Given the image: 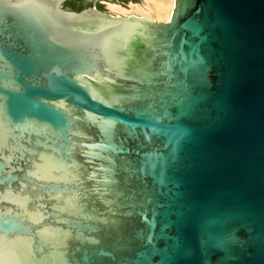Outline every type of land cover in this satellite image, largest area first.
<instances>
[{"label": "water", "instance_id": "95a60500", "mask_svg": "<svg viewBox=\"0 0 264 264\" xmlns=\"http://www.w3.org/2000/svg\"><path fill=\"white\" fill-rule=\"evenodd\" d=\"M67 1L0 0V264H264V0Z\"/></svg>", "mask_w": 264, "mask_h": 264}, {"label": "bare ground", "instance_id": "6f19581e", "mask_svg": "<svg viewBox=\"0 0 264 264\" xmlns=\"http://www.w3.org/2000/svg\"><path fill=\"white\" fill-rule=\"evenodd\" d=\"M112 12L128 16L146 17L154 21H170L173 13L174 0H144L143 3H132L125 8L116 2H106Z\"/></svg>", "mask_w": 264, "mask_h": 264}, {"label": "rangeland", "instance_id": "374dc122", "mask_svg": "<svg viewBox=\"0 0 264 264\" xmlns=\"http://www.w3.org/2000/svg\"><path fill=\"white\" fill-rule=\"evenodd\" d=\"M83 2L85 4V7H89L91 5V3H92V0H83ZM106 2H108V1H106ZM106 2H104V3H106ZM143 2H144V0H120L117 4H119V5H121V6L125 7V8H129L132 3H143ZM103 6H104V8H101V9L99 8V9L102 10V11L110 12V13H112L114 15L115 14H119V13L112 12L109 9V6H108L107 3L104 4ZM65 7L69 8V6L67 7L66 3H65ZM120 16H126V15L120 14Z\"/></svg>", "mask_w": 264, "mask_h": 264}, {"label": "trees", "instance_id": "16d2710c", "mask_svg": "<svg viewBox=\"0 0 264 264\" xmlns=\"http://www.w3.org/2000/svg\"><path fill=\"white\" fill-rule=\"evenodd\" d=\"M67 7L74 10H81L85 8L83 0H69L66 2Z\"/></svg>", "mask_w": 264, "mask_h": 264}, {"label": "flooded vegetation", "instance_id": "af4514ba", "mask_svg": "<svg viewBox=\"0 0 264 264\" xmlns=\"http://www.w3.org/2000/svg\"><path fill=\"white\" fill-rule=\"evenodd\" d=\"M119 1H120V0H119ZM119 1H114V2L117 3V2H119ZM92 2H93V0H92ZM104 2H106V0H100V1L98 2V8H100V9H101V8H104L103 5L106 4V3H104ZM91 5H92V3H91ZM91 5H90V6H91Z\"/></svg>", "mask_w": 264, "mask_h": 264}, {"label": "snow or ice", "instance_id": "6c2138e0", "mask_svg": "<svg viewBox=\"0 0 264 264\" xmlns=\"http://www.w3.org/2000/svg\"><path fill=\"white\" fill-rule=\"evenodd\" d=\"M182 135H183V133H182ZM156 163L159 165L161 162L159 159H157Z\"/></svg>", "mask_w": 264, "mask_h": 264}]
</instances>
